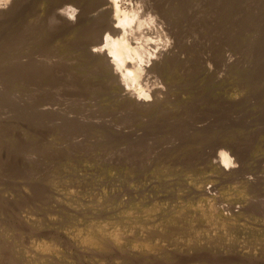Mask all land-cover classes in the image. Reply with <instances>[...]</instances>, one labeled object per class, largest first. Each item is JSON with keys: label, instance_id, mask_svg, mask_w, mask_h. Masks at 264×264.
Returning a JSON list of instances; mask_svg holds the SVG:
<instances>
[{"label": "rangeland", "instance_id": "1", "mask_svg": "<svg viewBox=\"0 0 264 264\" xmlns=\"http://www.w3.org/2000/svg\"><path fill=\"white\" fill-rule=\"evenodd\" d=\"M141 1L147 3L151 16L158 22L161 20V23L168 24L163 14L168 12L177 29L181 28V60L175 69L177 90L166 108L176 110L172 112L177 115L172 116L185 123L188 132L175 137L169 135L161 140L146 133L147 137L143 139L150 149H146L144 155L140 154L138 165L130 166L120 154L123 147L117 142L119 130L114 123L122 110L113 99L107 96L91 98L84 93L87 89L74 92L73 88L67 92L69 97L66 96L67 101L64 102L62 98L56 100L58 91L55 90L46 95L27 94L26 83L23 85L18 79L19 87L15 92L18 102L13 103L6 86L8 82L1 79L4 73L11 72L10 46H7V38H0V45L3 42L0 50L5 49L0 52V102H4L0 107V169L6 168L4 177L0 176V183L8 187L3 190L8 194L4 193L8 196L6 199L12 202L23 198L30 203L25 204L26 209L31 210V201L34 203L32 207L36 208L13 214L11 218L1 215L4 208H0V221L6 223L5 232L8 233L5 235L17 233L13 227L20 228L22 220L18 217H29L27 232L22 236L26 243L22 257L27 254L28 262L35 263L37 258L27 250L29 246L32 251L37 250L34 252L49 247L73 251L84 248L94 252L103 247L123 246V243L113 244L110 238L113 232H126V236L130 234L145 240L149 237L148 244L154 242L159 248L181 247L180 251H186V241L158 239L156 235L159 232L163 234V226L167 225L178 236L182 223L187 222L198 226L200 230L197 231H201L196 247L185 252L187 263L203 264L221 259V262L230 261L229 264H264V222L261 223L260 212H257L264 200V0ZM40 7L45 10L44 5ZM43 24L41 27L47 28V34L40 35L35 44L42 39L48 42L43 47L41 45L40 57L45 61L52 60L50 63L55 66L64 61L71 63L72 60L70 68L73 67L74 73H80L84 65L80 66L73 48L60 44L62 35L46 20ZM155 34L154 37L157 36ZM168 35L169 41L176 40L174 33ZM19 43L22 47L23 44ZM3 52L9 53L7 57ZM34 54L38 55L37 52ZM190 60L195 63L192 69L188 67ZM154 77L152 81L162 86L164 78ZM43 97L46 101L43 111L36 107L27 108V101L40 103ZM35 119H40L38 123L41 126V130L34 131L35 136L42 133V136H47V130L57 129L59 124L63 126L59 132L61 136L49 137L50 143L46 144V148H50L49 154L42 158L28 147L33 146L30 141L27 145L23 133L26 125H33ZM83 126L86 129L84 135L79 131ZM69 146H73L70 152ZM226 147L238 151L233 158L237 159L241 171L232 183L221 182L219 185L218 181L210 178L207 166L210 158L215 160ZM59 149H68V161L57 165ZM191 157L198 158L196 166L192 164L195 173H201L202 185H196L195 180L186 177L187 171L186 174L183 172L184 175L181 172L172 174L180 163L187 166ZM252 182L255 184L250 185ZM201 189L213 192V198H199L197 190ZM5 195L1 193V196ZM210 207L211 213L206 211ZM215 207L221 213L216 211L214 214L212 209ZM244 207L251 209V217H242L237 223L232 219L234 233L225 229L213 232L232 239L211 237L210 230L223 228L222 217ZM182 216L187 217L183 219ZM34 222H39L44 228L38 231L33 226ZM213 222L217 228L212 226ZM2 240H7V237L3 236ZM207 240H210L209 243ZM8 264L15 263L10 261Z\"/></svg>", "mask_w": 264, "mask_h": 264}, {"label": "bare ground", "instance_id": "2", "mask_svg": "<svg viewBox=\"0 0 264 264\" xmlns=\"http://www.w3.org/2000/svg\"><path fill=\"white\" fill-rule=\"evenodd\" d=\"M144 3L145 2L141 0H0V38L3 37L8 39L7 41L9 43H7V46H10L8 48L10 54L5 52L3 53L5 55L9 54L10 59H8L10 60L9 63H11V72L9 74H5L3 72L4 74L1 76L2 78H0L5 79V81L8 82L6 85L8 88L7 90H9V92H11L10 95H12L10 100L13 98V103L16 101L18 102V100H16L18 97H16L15 93L19 87L17 84L18 79L23 82V85L26 83L25 92L27 94L45 93L46 95L48 92L55 90L58 91V94H55L56 100L58 98H62L64 102L67 101L65 99L66 96L69 97L67 92L73 88L74 92L76 90L81 91V89L84 91V88L85 90L87 89L84 93L85 95H90L91 98L96 97L99 99L103 96H107L110 99H113L119 104V107L122 110V113L119 114L120 116L117 117L118 120L114 123V126L117 128V130H119L117 132L119 134L117 142L119 146L121 145L123 147V150L120 154L123 160L129 163L130 166L138 165V158L141 156L140 154L142 153L144 155L145 150L150 149L148 143L146 145L145 139H143L146 133L151 135L153 134L157 140H161L169 135L175 137V135L178 136V134L181 135L182 133L188 132L187 128L185 127V123L179 119L177 120V118L175 119L172 116V111L175 109L172 107V109L167 110L166 108L169 100L173 95H175V90H177L175 69L178 65H180L181 60L180 46L183 42V37L180 30L181 28H178L179 30L177 29L176 24L172 22L171 13L169 14L166 12L168 10H165L166 13L163 12L164 16H166V18H163L167 20L166 22H168V24L164 23L163 21V23H161L160 19L158 22L154 17L151 16V10L146 5L147 3ZM42 5L45 6V10H42L40 7ZM25 7H27V10ZM45 20L48 22L49 26L57 30L58 33L62 35L60 39L63 41L60 44H63L64 47L69 46L73 48L75 58L78 59L77 61H79L81 64L80 66L84 65V68L79 71L81 74L74 73V69H72L73 67L70 68L72 60H70L71 63L64 61L62 64L55 66L56 64L53 65L50 63L52 60L45 61L42 59V57H40L39 52L41 50V45L42 47L43 45H47L46 42L48 41H43L42 39V41H40L38 44L35 43L36 39H38L40 35H44L47 32L46 27H41V25H45L43 24ZM154 33H156L157 36L154 37ZM171 33L175 34L176 40L169 41L168 34ZM57 37L58 36L55 38ZM18 41L23 44L22 47L19 46L20 43ZM168 42L170 44L167 46ZM2 43L1 45H3ZM160 44H162V48L159 47L161 46ZM165 47L167 48L164 49ZM3 50L5 51V49H2L0 52ZM34 52H37L38 55H35ZM194 64V60L188 61V67L190 69L194 68ZM0 72L2 73V71ZM153 75L155 77L161 76L164 78L162 86L161 83L159 85V83H156L157 81H152ZM44 100L45 97L40 99V103L34 102V100H29V102L27 101V108L30 109L32 107H36L38 110L42 109L43 111V106L46 103ZM3 105L4 102H0L1 108ZM16 105L18 106L17 103ZM173 115L176 116L177 114L175 113ZM37 119H35V123L33 125H26L23 133L27 145L31 143L30 145L33 146L28 147L33 148L35 152L40 155L39 157L42 158L43 155L45 156L49 154L48 150L50 148H46V144L50 141L49 137L54 136L56 138L57 135H62L61 133V135L59 134L60 130H62V124H59L57 128L59 130L56 128H53L51 131L47 130V136H42L43 133L42 135L37 134L35 136L34 131L41 130V126L39 127L38 123L40 122V119ZM108 120H110V118ZM83 128H80L79 131L84 135L86 129L84 126ZM146 137L147 136H145V138ZM80 140H82L81 137ZM71 147L69 146V152L72 150ZM51 151L54 153L59 151L56 154V156L58 155L59 157L56 158L57 165L64 161H68V149H65V151L60 149L58 151ZM237 152L238 151L235 148L226 147L225 150L222 151L217 158H215V160H211L210 158V164L205 161V163L208 164L207 167L208 172L210 173V178L214 181H218L219 185H221V182L232 183V179L235 181V177L238 176L239 172L241 171L240 167L237 165V159L233 158V156H237ZM73 153L74 152L72 151V154ZM191 158L189 160L192 161L193 159L192 162L189 161L188 164L185 163L187 166L190 164L188 167L183 166L182 162L180 163V167L177 169L175 168L176 171L175 169L172 171V174H177L180 172L182 174L183 172L186 174L185 171H187L188 176L186 177L195 180L196 185H202L203 179L201 178V173H195L196 171L193 168L194 165L196 166L195 163L197 162L198 158ZM200 161L202 162V160ZM202 164H204V162H202ZM5 172L6 168L2 167L0 169V176L2 175V178L4 177L3 173ZM254 184L255 182H252L250 185ZM7 188L8 187H4L2 183H0V208H4V211L1 213V215L11 218L13 214H21L26 210L34 211L35 207H32L34 203L31 201L33 197H29L32 198L30 200L31 205H29L31 210L26 209L25 204H27V202L29 203L28 200L22 198L11 202V200L6 199L8 197L6 195L8 194L3 190H6ZM210 189L211 191L214 190L213 188ZM211 191L201 189L197 190V194L199 198H213V192ZM2 192L3 195H6L1 196ZM6 192H8V190ZM139 197L141 198V196ZM9 199L11 198L9 197ZM33 201H35V199ZM262 203L261 205L258 204L260 205V208L258 207L259 209H257L259 210L257 212H260L258 213V217L261 223L264 222V204L262 205ZM9 204H12L13 206H9ZM216 208L217 207L212 209L214 214L218 209ZM247 208L248 207H244L243 210H236V212H231V214L229 213L227 216L222 217L220 222L223 225V228L219 227V230H210L211 237L218 240L232 239V237L229 236H217L213 232L216 233L220 232L222 229H225L228 232L234 233L232 229V227H234L232 226V221L234 220L233 222L237 223L242 217H248L251 209L249 210ZM210 209L211 207L206 211L211 213ZM219 211H217V213H221V211ZM23 217L25 218V216ZM23 217H18L20 221L22 220V222L19 223V229H16V226V228L13 227L15 231L17 230V233H15L13 236L5 235L8 234L5 232L6 227L4 224L6 223H1L0 221V264H8L10 261L15 264H193L192 261H190L191 263H187L185 261L184 256H187V253L185 254V252L190 251L194 246L196 247V245L199 243L198 235L201 233V231H197L200 230L198 226H194L192 223L186 224L187 222H184L185 224L182 223V220L187 217L182 216L183 219L181 218V223L183 225L181 226L182 230H180V234L178 233V236H176V233H173L171 230H169L166 227L167 225H164L165 227L163 226V234L159 232L156 236H159L157 237L158 239H167L175 242L179 241L180 243L186 241L188 245L187 243L186 245L182 244L185 246L186 251H180L181 247L165 249L164 246L163 248H159L154 244V242L148 244L149 237L145 240L144 237L141 238L138 236H130V234V237L126 236V232H113V234L110 235V238L113 240V244L123 243V246H114V248L103 247V249L94 252L84 248L73 251L69 249H58L55 247H49L39 250V252H34L37 250L32 251L31 246H29L27 250H29L31 253L33 252L32 254H35L37 258L35 263H30L28 262L29 256L26 254L28 251H25L26 253L24 252L28 257H26V255L22 257L23 250H26L24 249L26 247V243L23 241L24 239L22 236L26 234V227L30 222L29 217H26L28 219H24ZM249 217L251 216L249 215ZM34 223L35 224H33V226L35 225L38 231L44 228L39 222ZM7 224L9 223L7 222ZM207 226H205L206 229L208 228ZM212 226H215V223ZM118 227L120 226L118 225ZM36 228L34 230H36ZM192 230H196L193 231V233L196 232L194 235H192ZM3 236H6L7 240H2ZM207 241L209 243L210 240ZM108 259L110 261H107ZM220 260H214L211 262L205 261L203 264L230 263V261L228 263L226 260V262H221Z\"/></svg>", "mask_w": 264, "mask_h": 264}]
</instances>
